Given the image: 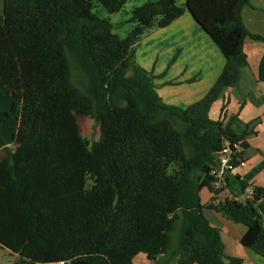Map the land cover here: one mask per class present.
<instances>
[{"label":"trees","instance_id":"16d2710c","mask_svg":"<svg viewBox=\"0 0 264 264\" xmlns=\"http://www.w3.org/2000/svg\"><path fill=\"white\" fill-rule=\"evenodd\" d=\"M131 1L3 0L0 98L12 104L0 110V249L15 264H133L138 255L153 264H242L224 254L204 215L211 209L244 226L240 244L264 259V187L245 199L248 186L227 176L231 199L203 206L199 197L220 192L209 173L223 142L244 147V135L223 123L226 106L215 121L209 111L240 80L245 39L263 41L243 23L249 0L147 1L120 37L109 17ZM186 10L225 64L206 95L180 109L162 102L154 82L163 75L141 67L136 50ZM76 115L95 122L97 141L81 136Z\"/></svg>","mask_w":264,"mask_h":264},{"label":"crops","instance_id":"0c3cea01","mask_svg":"<svg viewBox=\"0 0 264 264\" xmlns=\"http://www.w3.org/2000/svg\"><path fill=\"white\" fill-rule=\"evenodd\" d=\"M2 7L3 0H0V19ZM185 17L187 19H184ZM242 19L248 32L261 37L263 41L245 39L243 50L247 56V65L240 70L239 82L219 95L210 108L209 117L217 120L221 107L225 105L224 125L229 126L236 135H244V147L239 162L233 173L228 176L239 177L248 186V190L252 191L253 187H264V81L258 79L259 64L264 56V0H249V6L243 9ZM155 34L157 35L149 36L145 41L161 45L158 52L160 56L162 52L163 56L155 59V67L139 65L155 76L163 75L154 83L156 92L164 104L186 109L206 95L220 75L225 60L209 37L193 23L187 12ZM170 48L173 51L169 50ZM169 51H172L170 58L166 57ZM175 54L177 58L170 64ZM158 62L164 64L158 67ZM192 79L196 80L190 82ZM11 104L10 97L0 98L1 111L9 110ZM6 128L9 130V124L2 126L5 140ZM226 187L227 180L218 189L220 192L216 197L203 189L199 194L201 204L206 206L213 200L218 204L225 199H231L232 195ZM204 215L209 224L219 230L226 256L240 258L242 264H264L263 258L240 244L246 233L244 226L224 213L211 209H205ZM133 264L153 263L145 256L138 255Z\"/></svg>","mask_w":264,"mask_h":264},{"label":"rangeland","instance_id":"374dc122","mask_svg":"<svg viewBox=\"0 0 264 264\" xmlns=\"http://www.w3.org/2000/svg\"><path fill=\"white\" fill-rule=\"evenodd\" d=\"M147 1H153V0H133L124 7V9L121 11L120 14L116 16H110L109 17L110 21L114 26V33L119 35L120 37H124L128 33V31L131 29V26L127 24L126 21L130 18L132 10L144 4ZM176 1L179 5H183L184 3V0H176ZM94 13L98 14L101 17L106 16L105 11L102 10L101 8H98L96 5H94ZM184 19H187V17H185ZM158 31L159 29L152 28L142 37L141 39L142 41L136 50V61L138 64L155 67V62H156L155 59L158 56L159 57L163 56L162 52H161V56H160V52H158L161 48V45L154 44L152 42V44L155 46L154 47L151 44V41H145L147 37L149 36H153V35L156 36L157 34L155 33ZM169 50H172V49L170 48ZM172 51H169L166 57L168 56L170 58ZM158 63H159L158 67L164 64L163 62H158ZM76 121H77L81 136L89 144H92L93 142L98 140L99 127L95 124V122L92 119H90L89 117H81V116L76 115ZM6 124L8 125V123ZM10 133H11V128L9 125V130L8 128H6V138H7L6 141L8 143H10ZM1 156L2 155H0V157ZM176 237H177V234L175 233L173 235L174 241H176ZM0 264H15L14 257L5 249H0Z\"/></svg>","mask_w":264,"mask_h":264},{"label":"built area","instance_id":"2783aa9c","mask_svg":"<svg viewBox=\"0 0 264 264\" xmlns=\"http://www.w3.org/2000/svg\"><path fill=\"white\" fill-rule=\"evenodd\" d=\"M243 149L242 143H231L229 141H224L223 145L217 155L216 167L212 168L209 177L213 179V187L218 189L224 184L225 179L228 175L233 173L239 162V156ZM236 163V164H235ZM245 198L248 199L252 196V191H245ZM64 264V263H59Z\"/></svg>","mask_w":264,"mask_h":264},{"label":"water","instance_id":"95a60500","mask_svg":"<svg viewBox=\"0 0 264 264\" xmlns=\"http://www.w3.org/2000/svg\"><path fill=\"white\" fill-rule=\"evenodd\" d=\"M186 12L188 13V15L190 16V18L192 19L193 23H196L195 20L193 19V17L191 16V14L188 12V10H186Z\"/></svg>","mask_w":264,"mask_h":264},{"label":"clouds","instance_id":"9594fccd","mask_svg":"<svg viewBox=\"0 0 264 264\" xmlns=\"http://www.w3.org/2000/svg\"><path fill=\"white\" fill-rule=\"evenodd\" d=\"M245 197V196H244ZM246 199V198H245Z\"/></svg>","mask_w":264,"mask_h":264}]
</instances>
